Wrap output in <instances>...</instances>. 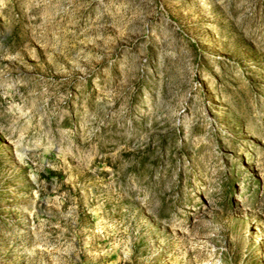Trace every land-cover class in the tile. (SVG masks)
Here are the masks:
<instances>
[{
  "label": "rangeland",
  "instance_id": "rangeland-1",
  "mask_svg": "<svg viewBox=\"0 0 264 264\" xmlns=\"http://www.w3.org/2000/svg\"><path fill=\"white\" fill-rule=\"evenodd\" d=\"M0 264H264V0H0Z\"/></svg>",
  "mask_w": 264,
  "mask_h": 264
}]
</instances>
